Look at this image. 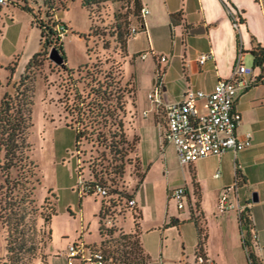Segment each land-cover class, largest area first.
<instances>
[{
    "label": "rangeland",
    "instance_id": "rangeland-1",
    "mask_svg": "<svg viewBox=\"0 0 264 264\" xmlns=\"http://www.w3.org/2000/svg\"><path fill=\"white\" fill-rule=\"evenodd\" d=\"M49 1H53V9H49L44 0H0V100L6 93L25 94L24 105L21 99L18 101L21 103H12L14 110L20 106L26 115L24 154L36 165L29 181L12 186L6 178L12 181L18 171L12 168L7 174L1 168L3 150H0V264H68L65 252L68 245L76 241L97 252L101 251L100 247L117 246L115 241L101 245L102 197L80 196L76 192L75 129L83 133L79 157L91 163L98 176L111 177L118 188L124 180L126 189L134 182L138 186L137 181L143 176L133 154L136 143L133 127L128 126V130L122 127L124 141L117 127L122 113L116 110L114 124L110 125L112 120L108 118L109 122L105 123L103 117L96 116V110L84 116L77 110L82 105L87 108L91 102L98 103L92 91L100 84L104 89L105 83H110L109 97L101 99L105 105L114 107L116 99L124 101L126 97H133L135 82L130 75L135 68L129 64L128 57L137 48L135 35L131 33L137 17L133 15L132 1L105 0L88 8L82 7L79 0ZM24 5L32 13L23 10ZM46 11L53 12V17L68 28L60 40L65 57L61 65L49 59L50 49L58 42L41 43L40 29L32 24L34 16L47 19ZM127 41L129 50L124 57ZM122 60L123 66L120 65ZM144 67L148 70V61L144 62ZM131 108L128 104L127 110ZM134 112L132 109V115ZM133 126L141 136L138 149L143 154V150L153 145V129L148 125L141 127L134 116ZM105 136L104 141L98 140ZM112 144L120 149L119 153H115ZM145 154L149 156L148 152ZM120 163L124 172L121 178L113 172V167ZM163 170L165 174L161 173ZM19 172L22 174V170ZM136 173L139 178L135 177ZM167 174L163 166L156 170L155 177L165 178ZM25 193L34 200L31 205L27 200L19 202ZM51 193L55 194V201ZM184 203L187 208V201ZM53 205L56 214L47 219ZM23 206L20 215L25 226H18L16 230L12 223L18 215L11 210ZM31 208L35 211L29 212ZM129 212L123 205L116 218L118 228L128 229L134 225ZM73 264L82 263L74 259Z\"/></svg>",
    "mask_w": 264,
    "mask_h": 264
},
{
    "label": "crops",
    "instance_id": "crops-1",
    "mask_svg": "<svg viewBox=\"0 0 264 264\" xmlns=\"http://www.w3.org/2000/svg\"><path fill=\"white\" fill-rule=\"evenodd\" d=\"M140 3L148 13L142 23L137 19L136 26L141 30L133 34L137 48L128 62L135 68L130 75L135 91L125 102L124 121L126 130L133 127V135L137 137L136 155L143 172L138 186L132 185V196L140 214L138 231L142 248L149 256L147 264H193L200 229L205 238L202 251L211 264H250L242 243L236 201L249 203L252 230L260 245L252 242L251 252L264 264V60L256 65L252 54L258 49L264 57V0H140ZM229 10L237 16L238 28L233 27ZM149 49L166 55L167 60L160 62L150 53L143 59L139 57ZM240 49L243 63L250 71L241 75L247 86L239 90L234 103L240 114L236 136L242 138L249 132L250 144L237 152L227 150L180 165L171 144L161 148L162 113H156L147 98L156 68L163 70L164 99L177 101L187 87L210 92L219 78L229 77ZM207 51L212 52V58L200 64L199 54ZM145 61L149 63L148 70ZM201 103L202 99L197 101L198 105ZM133 116L141 127L148 125L153 129V145L143 150V154L139 153L141 136L135 132ZM163 166L168 174L158 179L155 172ZM236 178L238 197L235 199L229 193L227 206L220 211L219 198ZM177 187L184 188L187 208L178 209L168 197ZM253 193L256 201H252ZM121 227L126 232L133 230V226Z\"/></svg>",
    "mask_w": 264,
    "mask_h": 264
},
{
    "label": "built area",
    "instance_id": "built-area-1",
    "mask_svg": "<svg viewBox=\"0 0 264 264\" xmlns=\"http://www.w3.org/2000/svg\"><path fill=\"white\" fill-rule=\"evenodd\" d=\"M148 13V9L141 8L139 21ZM234 28H238L239 20L237 16L229 10ZM55 31L59 38L67 33V25L57 20ZM141 30V27L134 26L131 29L132 35ZM150 53L157 57L160 62H165L167 56L156 54L151 49L139 54L140 58H145ZM213 56L211 51L199 54L197 61L202 64ZM250 70L243 63L242 50H238L235 55L231 74L229 77L219 78L210 92L187 87L182 96L177 101H166L163 97V70L156 68L155 80L152 88L147 94V98L153 103L154 111L162 113L163 123L160 133L161 148L164 145L171 144L174 148L177 161L180 165L192 163L200 158L210 155H221L227 150L237 152L248 146L251 142V134L246 132L242 138L236 136V127L239 124L240 114L234 108L235 99L241 88L247 86L240 79L243 73ZM202 99L203 103L197 104ZM145 115L146 112H143ZM77 155L75 189L80 196L100 195L107 197L111 187L109 183L90 180L85 175L83 161L79 157L80 149L75 147ZM218 176V172L215 173ZM239 179L236 178L234 183L227 187L218 201L220 211L225 210L228 203V194L232 193L238 197ZM168 197L173 199L178 209L185 207L184 188L177 187L170 191ZM130 207H136V201L133 197L129 198L126 203ZM247 204H239L236 201V213L241 227V214L248 210ZM109 224L108 217L104 219ZM243 238L244 232L241 229ZM250 239L253 243H258V237L254 230L251 229ZM203 244L199 240L195 259L193 264H211V261L203 254ZM248 252V250L246 249ZM68 264H73V260H79L82 264L89 262L91 264H103L100 252L93 251L91 247L84 245L82 242H74L68 245L65 252ZM259 264H262L259 262Z\"/></svg>",
    "mask_w": 264,
    "mask_h": 264
},
{
    "label": "trees",
    "instance_id": "trees-1",
    "mask_svg": "<svg viewBox=\"0 0 264 264\" xmlns=\"http://www.w3.org/2000/svg\"><path fill=\"white\" fill-rule=\"evenodd\" d=\"M79 1L82 7L88 8L94 4L103 2L105 0H79ZM127 1L128 2L132 1L133 15H135L137 19H139L140 10L142 8L140 0H127ZM44 3L47 5L49 9L54 8L53 1L44 0ZM21 8L23 10H26L32 13L31 9H29L26 5L22 6ZM53 15H54L53 12L46 11L45 17L46 18L48 17L47 19L34 16V20L32 21V24L36 25L40 29L41 43L47 42L48 44H51L52 42H55V41L58 42L56 43L57 45L56 47L61 53L64 59V62H65L62 41H60L61 39L59 38L57 32L54 29L57 23V20L53 17ZM89 28H90V25H89ZM252 54L254 57V64L256 65L262 64L264 60L263 51L254 49L252 51ZM125 55L126 53H124V57ZM34 58L35 56L33 57L32 61L34 60ZM121 64L123 66V60L121 61L120 65ZM109 84L110 83H105L104 89H102L101 84L97 88L93 89L92 93L94 97L96 98V100L98 99V103L89 102L91 105H88L89 107L87 108H84L86 105L77 107L78 114L84 116L85 114H87V112H91V110H96L97 112L96 116L103 117V120L105 121V123L109 122L108 118H110L112 121H110L109 123L110 125H113L115 121L113 116L116 113V110H119L122 113L121 115L122 119H119L117 123V127H119L120 136L122 137V141H124L123 132L121 130L123 129L122 128L123 126H125V130H126V125L124 121V117H125L124 107H125V102L128 97H126L124 101H120L119 98L116 99V104L114 105V107L103 104V102H101L102 101L101 99L108 98L111 93L110 91H108ZM90 94L91 93H89V95ZM24 96L25 94L23 92L21 93L20 91L18 94H15V95H10L6 93L3 95L2 99L0 100V121L2 124L0 126V150H3V165L1 168L7 174L12 168L18 171L15 179H13L12 181L6 178V182H10V183L12 182L13 184L12 186H15L17 184L18 185L25 184L27 181H29L28 178L34 175L32 168L36 166L35 164H33L32 161L28 160V157L24 154V141H25L24 131L27 127L26 115L23 113V108H21L20 106L17 108V110H14L13 103H12L13 101H17V104L21 103V102H18L19 99H21L22 100L21 104L24 105L25 103ZM20 97H23V99ZM92 104H95V105H92ZM13 111L14 113H12ZM75 132H76L75 147L79 148L82 142L81 140L83 137V133L78 129H75ZM114 134H116L115 131H114ZM105 139H106V136L103 137L102 139L101 137L100 139L98 138L99 141H104ZM135 141L137 143V137ZM136 143L134 145L133 154L139 166V161H138V157L136 155V149H135ZM112 146L115 147L116 154L120 152L119 151L120 149L116 147V144H112ZM89 157L90 159H92L91 154L89 155ZM82 161H83V166H84L83 168L85 169L86 176L90 180L106 182V183H109L111 187V190L108 196L102 197L101 199V209L99 212V223H100L99 236L101 238V245H106L108 241H115V243H117V246L114 247L113 249L106 248V247H102V248L100 247V250H101L100 254L102 256L103 264H147L149 260V256L144 252L142 248L140 237H139V231H138V221H139L140 214L138 210L136 209V207H130L126 204L127 200L133 197L132 196V193L134 191L133 190L134 187L132 186L133 183L130 184L129 182L131 186L126 189L124 187L125 185H123L124 180H122L120 184L121 187L118 188L115 185H113V179L111 177L98 176V172H96L95 169L93 170V165H91V163H88V162L86 163L85 159H82ZM25 167L27 168L25 169ZM19 170H22V174L19 172ZM113 172L118 173V176L120 178L121 176H124L122 163H120V165H115V167H113ZM128 175L130 177V173ZM135 177L139 178L137 173L135 174ZM131 179L134 182V178H131ZM141 180H142V176L140 175V179L137 181L138 184L141 182ZM134 186H136L135 182H134ZM48 192H50V190H48ZM29 194H32V191H29ZM51 195L55 201L56 200L55 194L51 193ZM47 199L48 197H45V200ZM26 200L28 201L30 205L34 202V200L30 198L27 193L23 194L19 198V202L21 203L26 202ZM123 205L125 208L130 210L129 213L132 215L133 220H135V223L133 225V230L131 232H126L121 226L119 228L117 226V223L119 221H117L116 218L120 214L121 209L123 208ZM22 208H24V206L21 208H15L11 210L13 214L18 215V216H15L14 218L15 221L12 223L14 228H16V230L18 226H21V225L25 226V223H23L22 221L23 219L22 214L20 215L21 210H23ZM31 211H35V209L31 208L29 212ZM55 214H56V210L53 205L50 213L47 215L46 218L51 219V217H53ZM106 217H108L110 220L109 224H106L104 222V219ZM252 228L253 226H252L251 216H250L249 211L246 210L241 214V229L244 232L242 243L244 247L248 250V258H249L250 264H259V261L253 256L251 252V247L253 244L250 239V232ZM199 231H200V241L204 245L205 238L201 233V229ZM116 233L117 235L115 236L114 234ZM106 236L110 238L107 240L104 239ZM127 246L129 248H126Z\"/></svg>",
    "mask_w": 264,
    "mask_h": 264
},
{
    "label": "water",
    "instance_id": "water-1",
    "mask_svg": "<svg viewBox=\"0 0 264 264\" xmlns=\"http://www.w3.org/2000/svg\"><path fill=\"white\" fill-rule=\"evenodd\" d=\"M49 59L52 60L55 64L61 65L64 63V59L56 47H52L49 51ZM256 193L252 194V201H256Z\"/></svg>",
    "mask_w": 264,
    "mask_h": 264
}]
</instances>
